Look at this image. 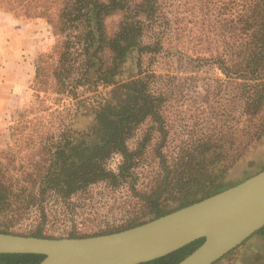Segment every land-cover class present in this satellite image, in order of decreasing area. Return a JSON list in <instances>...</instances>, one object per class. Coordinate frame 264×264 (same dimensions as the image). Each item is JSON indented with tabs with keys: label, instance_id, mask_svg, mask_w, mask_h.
<instances>
[{
	"label": "trees",
	"instance_id": "1",
	"mask_svg": "<svg viewBox=\"0 0 264 264\" xmlns=\"http://www.w3.org/2000/svg\"><path fill=\"white\" fill-rule=\"evenodd\" d=\"M202 1L209 14L211 1ZM231 4L237 6V11L232 19L221 25L223 51L210 59L228 78L241 81L238 87L243 93L241 96L250 121L261 115L256 121V131L237 157L238 161L247 149L256 146L264 137V0H232ZM0 5H6L16 15L26 18H45L51 26L55 42L49 51L36 57L31 87L36 99H41L42 93L48 90L55 93L54 117L59 119L60 125L58 134H47L58 141L49 145V150L41 157L42 164L25 167L23 162L17 164L20 148L14 152L11 147L24 138L31 141L34 136L43 135L44 131H38L31 115L40 106L12 115L11 143L9 149L0 152V215L32 207L44 215V201L49 191L60 194L65 201L79 189L98 181L116 184L120 179H134L136 174L131 168L138 150L127 146L128 130L149 116L162 122L158 116L162 94L151 92L150 87L156 73L150 67H144L143 57H155L161 51L170 58L185 55L180 49L164 47L172 19L162 0H0ZM18 6L24 11L21 12ZM223 8L224 11L227 9L225 4ZM117 11L122 13L123 20L111 37L106 33L105 19ZM145 30L151 31L150 43L140 39ZM105 49L111 52L110 63L105 60ZM133 50L138 51V73L120 80L117 76ZM99 82L110 86L105 101L91 104V98L82 95L86 90L98 87ZM73 123H79L80 129L70 133ZM27 128L31 133L26 136ZM112 151L123 156L118 171L107 169L104 164ZM191 159L188 160L190 170L185 172L187 175L172 176L164 167V177L156 187L149 192H137L144 210L142 216H136L127 225L91 235L142 224L238 184L264 169L262 157L258 161L261 164L259 170L245 166L243 176L233 181L226 178L230 166L221 160L211 161L212 169L204 173L191 171ZM33 235L55 237L45 235L41 225ZM67 236L90 235L72 230ZM203 241L204 238L197 239L163 257L140 264H176ZM43 258V254L35 253H0V264H38Z\"/></svg>",
	"mask_w": 264,
	"mask_h": 264
},
{
	"label": "rangeland",
	"instance_id": "2",
	"mask_svg": "<svg viewBox=\"0 0 264 264\" xmlns=\"http://www.w3.org/2000/svg\"><path fill=\"white\" fill-rule=\"evenodd\" d=\"M210 1V12L206 14L202 0H162L172 19L164 47L180 49L185 55L170 58L161 51L155 57H143L144 67L156 73L150 87L151 92L162 94L158 111L162 122L149 116L128 130L126 144L131 150H138L131 168L136 177L120 179L116 184L98 181L79 189L65 201L60 194L49 191L44 201V215L36 207L2 213L0 230L33 235L41 225L45 235L61 237L72 230L91 235L127 225L144 212L137 192H149L156 187L164 177L165 168L172 176L187 175L190 158L191 171L204 173L212 169L211 161L221 160L230 166L226 178L233 181L243 176L245 166L260 169L258 161L264 158V137L256 146L247 149L238 161L237 157L256 131V121L261 115L250 121L243 93L238 87L241 81L228 78L210 59L222 53L224 30L221 25L235 16L237 6L231 4L232 0ZM18 9L24 11L22 7ZM122 20L119 11L107 16L106 33L111 37L117 33ZM4 37L12 41L0 48V79L8 86H0V152L9 149L11 143L12 115L40 106L31 115L33 124L38 131H44L43 135L34 136L31 141L21 137L23 140L11 147L14 152L20 148L18 165L23 162L25 167L34 168L37 163L42 164L41 157L45 156L49 145L58 141L53 136L47 137V134L59 133V119L54 117L56 95L48 90L42 93L41 99H36L31 87L35 59L40 53L49 51L55 39L45 18H26L0 5V43L5 42ZM140 39L150 43L151 31L145 30ZM104 52L106 62L110 63V50ZM138 63V51L133 50L123 63L118 79L136 76ZM109 87L99 82L98 87L86 90L85 95L82 88V96L90 97L91 104L105 101ZM74 129H80L79 123H73L70 133ZM30 133L27 128L25 135ZM122 162L123 156L118 151H112L104 160L106 168L113 171H118ZM200 165L204 168L200 169ZM258 233L246 239L248 249L243 257L239 258L237 247L214 264L251 263L257 249L263 248L264 252V243L256 239Z\"/></svg>",
	"mask_w": 264,
	"mask_h": 264
},
{
	"label": "water",
	"instance_id": "3",
	"mask_svg": "<svg viewBox=\"0 0 264 264\" xmlns=\"http://www.w3.org/2000/svg\"><path fill=\"white\" fill-rule=\"evenodd\" d=\"M264 227V169L142 224L110 233L40 237L0 231V253L43 254L38 264H140L200 238L176 264H213Z\"/></svg>",
	"mask_w": 264,
	"mask_h": 264
},
{
	"label": "crops",
	"instance_id": "4",
	"mask_svg": "<svg viewBox=\"0 0 264 264\" xmlns=\"http://www.w3.org/2000/svg\"><path fill=\"white\" fill-rule=\"evenodd\" d=\"M5 14H7V13H5ZM4 41H5L4 43H0V48H2L5 45L9 44L10 41H12V40H10L9 37H4ZM2 70H4V68H2ZM0 86L1 87L7 86V84H6V82H3L2 79H0ZM262 228H264V227H262ZM261 229H259V230H261ZM259 232L260 233L255 232V233L260 234V235L257 236L256 239H259L262 243H264V229H262ZM251 236H253V235H251ZM245 241H247V240H245ZM245 241L242 242V244L240 245V246H242L244 244L243 247H240L239 246V256H240L239 258L243 257L245 250L248 249L247 247H245L248 242H245ZM249 264H264V252H263V248L256 250V255L254 256V258L251 260V263H249Z\"/></svg>",
	"mask_w": 264,
	"mask_h": 264
}]
</instances>
